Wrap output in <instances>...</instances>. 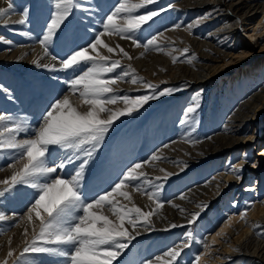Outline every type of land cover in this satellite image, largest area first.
<instances>
[{
    "label": "rangeland",
    "instance_id": "374dc122",
    "mask_svg": "<svg viewBox=\"0 0 264 264\" xmlns=\"http://www.w3.org/2000/svg\"><path fill=\"white\" fill-rule=\"evenodd\" d=\"M4 1H6V7L8 0ZM182 1L184 0H154V3L137 10V15H143L145 12L148 13L151 11L159 13V15L153 17L150 21L145 23L141 29L133 34V39L137 40L140 47L144 48L143 45L153 36L161 38L166 32L182 30L187 23H193L201 14L202 16L207 14L210 7L214 5L213 3H208L203 6H189L182 5ZM11 2L13 3L12 11L17 10L23 12L24 9H27L28 16L23 26L27 25L33 28L37 37L31 38L30 36H26L21 30L19 33L14 34L7 26L10 25V23L3 18L0 20V35L4 37L10 36L12 38L14 36L18 44L16 45L14 41L9 43L8 41L0 39V52L16 49L18 46L38 44L46 34L47 25L50 23L54 12V0H11ZM77 2L80 7L72 10L71 14L61 25L48 46L49 52H52L51 55L56 56L57 59L60 60H63L72 51L87 46V44L95 39L98 33L103 32L102 24L104 19L115 10L119 3H121V0H77ZM177 25H179V28L176 27ZM19 28L24 30V27ZM208 28L211 29V26ZM208 28L207 30L201 31L199 27H197L193 30L192 35L205 38L209 32ZM243 39L248 42L246 38ZM241 40L242 39L239 40V43L242 42ZM159 45L164 50L168 48V43L166 41H159ZM260 49L261 47L259 46L257 51ZM146 51L148 54L155 53L157 55H162L164 53L153 47H149ZM188 52L189 53H186L182 59L189 57L193 49L190 48ZM258 65L259 63H257V61H252L249 69L248 66H242L239 70L235 68L229 73L226 79H224L223 76H218L215 78L214 84L211 87H206L199 93V96H197L199 106L194 115L195 123H193V138L191 140L196 141V143H191V145L206 142L209 137L212 138V136L224 130L229 117L239 106L237 102L246 100L251 95L250 92L252 90L254 92L255 87L260 84V80L258 79L259 75H257L253 78V82L251 81V83L245 85L246 91L243 89L240 93L239 90L241 88L239 84L241 81L235 79L242 74L256 72V67ZM84 67L87 66H82L75 70H63L62 72L63 75H66L68 81H70L75 75L79 74ZM48 68L49 67H43L35 63L27 64L15 61H8L3 62L2 65L0 64V84L4 88V91L0 88V92L9 93L11 98L13 97V100L18 98L19 105L24 102V105L29 109V111H24V113L17 110H10L9 113L12 115L10 116L12 117V122H22L26 128L34 127V129H36L39 127L42 121L39 117H35L31 114V112L35 108L44 106L43 102L37 107V105L41 103L38 99H50V94L54 92L52 90H57L56 88L59 86V84L55 83L54 85H50L49 88L45 87L46 82L42 81V79H44L43 76L47 75L45 73ZM127 68L128 66L126 63L121 61V66L113 73H109L108 78L123 76ZM128 80L129 77L126 76L120 81L128 83ZM231 80L238 81L239 90H236L238 86L236 88L231 86ZM180 85L181 83L173 84V88L178 89ZM163 89L164 85H158L155 90L150 89L151 93L149 96H158V93ZM47 90H51V93H47ZM234 91H238V93ZM131 92L132 96L134 94L139 96L143 93L142 91L134 92L133 90ZM124 93L125 91H123V88L117 89V95L123 96L122 94ZM196 94L197 92L195 91L192 95L194 96ZM8 104L12 105L10 103ZM186 104L187 103L184 102L183 99L174 95L164 99H151V101L142 108L132 112L130 115H124L115 120L91 158L85 157L83 152L77 153L76 156H73V161L71 163H68L64 169L58 170L57 173L52 175L70 177L75 174L80 164L87 158L88 164L84 170L81 187V192L85 201L88 202L89 198L92 200L105 192L111 191L112 187L123 177L120 174L125 173L127 170L128 165L123 164L126 162L125 160H127L126 157H131V154H133L128 162L131 167L139 160L141 162L150 160L159 149L165 147V145L169 147L172 143L178 141L179 135L182 132L181 119L185 113ZM21 107L22 106L19 108ZM254 122L261 132V135L259 140L260 144L251 145L246 152L253 161L258 158H263L261 154L263 153L262 147L264 146V116L261 119H256ZM28 134L31 136L32 132L29 131ZM50 153L51 157L58 156L62 153L65 160L67 156L72 155V150H62L53 146L50 149ZM244 153V149H241L238 155L236 153L230 154L225 152L224 155H218L212 159L196 162L183 173L169 176L166 180L163 177H161V179H155L156 183L155 185L152 184L153 186H142L144 190L142 193L145 194L150 192V189L155 188V191L159 192V201L163 204V207H170L176 199H179L189 190L208 183L217 172L223 171L226 168L228 162L234 165L238 161V158H241ZM19 154V150L16 149H0V180L8 178L3 174L4 172H2V170L16 163ZM56 160L57 157L53 159L50 165H54ZM252 171H254V169L247 165L246 169L243 171L240 182L235 181L228 190L224 191V194H221L216 200L209 203L208 208L195 223L169 230L157 227L149 232L137 235L128 243V247L121 252L120 256L113 261V264H145L148 260L154 262L157 256L164 254L169 248L179 245L182 241H186V234L189 231L193 233L192 239L188 241L190 247L183 249L176 264H193L198 254L204 250V245L207 244L206 241L211 235L218 231L220 226H222L221 222L226 214L231 210L236 211L240 209V205L238 207L234 205V203L237 201L240 204L245 202L247 197L245 188L247 184L255 183L253 178L249 179V173H253ZM260 172H262V178H264V161L259 173ZM106 178L107 180H105ZM44 179H50V177L42 178L41 182H43ZM142 182L143 179L133 183L140 184ZM157 185H162V187L157 189ZM0 191H4L3 185H0ZM263 191L264 179L262 192ZM36 195V189L32 188L30 185L20 184L13 187L10 191H5L4 195L0 196V215H2L3 210L5 213L11 212L15 215H19L17 222L16 219L9 220L6 229L3 228L2 231L0 230V233H4L7 230L10 231L17 223L21 222L34 203ZM261 195H264V193H261ZM164 208L159 211L164 212V217L162 218L167 222L171 219L170 212L165 211ZM7 221L8 219L6 222ZM139 225H143L142 222H139L138 226ZM32 227L33 225L27 222L23 226V229L25 230V228H27L31 231ZM31 239L32 237L30 241ZM46 246L60 247L65 251L71 250V246L69 245ZM1 247L2 244H0V248ZM20 251L22 252L23 249ZM21 252L12 258L7 257L5 259H9V264H68V258L58 254L29 252L21 257ZM226 264L241 263L233 260ZM244 264L247 263L244 262Z\"/></svg>",
    "mask_w": 264,
    "mask_h": 264
},
{
    "label": "bare ground",
    "instance_id": "6f19581e",
    "mask_svg": "<svg viewBox=\"0 0 264 264\" xmlns=\"http://www.w3.org/2000/svg\"><path fill=\"white\" fill-rule=\"evenodd\" d=\"M208 3H213L214 5L210 7L207 14L204 16L201 14L193 23H187L182 30L166 32L158 39V43L159 41H166L168 43V48L163 51L164 53L162 55L155 53L148 54L144 48L137 47L133 44L131 39H121L117 35H105L102 39L112 46L119 45L124 48L132 59L129 60L122 54H108L104 49H102V52L103 54L112 55V58L119 59L125 62L127 66L131 65L135 69V73H132L129 68L127 70L125 69L129 72V82L125 83L119 80L116 85L117 89L123 88V91H125L122 94L123 96H138L134 93L132 96V90L134 92L142 91L143 93L139 96L149 95L151 93L150 89L146 88L144 84V81H147L156 87L158 85H164V89L171 88L174 90L170 95L160 96L156 99H164L174 95L179 96V98L187 103L185 105V113L181 119L182 132L179 135L178 141L172 143L169 147H163L158 150L157 153L161 155V160L154 161L152 164H144L143 171L148 173V177H151L149 179L152 180V184L155 185L156 177H164L165 172L173 173V175L180 174L196 162L212 159L218 155H224L225 152L230 154L236 153L238 155L240 150L244 149L245 153L241 158H238V161L234 165L239 164L242 166V171L240 172L241 178L246 166L249 165L252 167L254 171H252L253 173H249V179L253 178L255 183L247 184L245 188V191H247L245 202L242 204L238 201L234 203L238 207L240 205V209L229 211L222 220V226H220L217 232L223 229V235L218 237L216 236L217 232L211 235L206 241L209 247L207 249L204 247V250L198 256H201L200 264H226L233 260L239 261L241 264H244V262L247 264H264V195H261V193H264V191L262 192L264 178H262V172L259 173L264 161V146L262 147L263 153L261 156L263 158L261 159L258 158L253 161L250 159V155L246 153L251 145L259 143L261 132L254 121L264 116V0H184L181 2L182 5L189 6H203ZM5 4L6 1L0 0V7H5ZM16 11L10 12L6 17H0V20L4 18L5 21L10 23L7 26L14 34L19 33L21 30L24 35L36 38L37 35L33 28L18 23L20 19H24V16L23 12ZM145 14L147 13L145 12L143 15ZM189 25L192 27L189 28ZM209 26H211V29L208 28ZM19 27H24V30ZM197 27L201 31L207 30V28L209 29L205 38L192 35L193 30ZM0 38L10 43L14 41L16 45L18 44L14 36L12 38L10 36L4 37L0 35ZM243 38H246L248 42ZM240 39H242L241 43H239ZM259 46L261 49L257 51ZM184 48H192L193 52L189 57L182 59L186 55V53L182 52ZM168 53L171 54L169 55ZM50 54H52L51 51ZM51 56H45L43 54V47L40 42L33 45L18 46L16 49L0 52L1 65L3 62L8 61L27 64H34V61H38L35 64L49 65L45 73L47 75L43 76L44 79L42 81L46 82V88H49L50 85H54L55 83L59 84V86L56 88L57 90L51 89L54 91L52 93L51 90H47V93H51L49 96L50 99H38L41 103H37V107L43 102L44 106L32 110L31 114L39 117L41 121L54 99L69 94L68 78L66 75H63L61 60H52ZM173 56L177 57L176 63H173ZM189 59L192 60L191 63H188ZM252 61L259 63L256 67V72L241 73L242 75L235 79L241 81L239 84L240 90L238 89V81L231 80V86L234 88L238 86L236 90H239L240 93L243 89L246 91L245 85L251 83V81L253 82V78L257 75H259L258 79L260 80L259 86L257 85L255 87L254 92L253 90L250 92L251 95L246 100L237 102L239 106L229 117L225 125L227 128L225 127L222 132L212 136L206 142L191 145L189 141L193 138V123H195L194 115L196 111L189 114L187 113V108L198 103L197 96H199V93L206 87H211L214 84L215 78L223 76L226 79L233 69L236 68L239 70L242 66H248L249 69ZM136 76L142 77L143 81H138L136 84L131 83V80ZM178 83H181V85L178 89H174L173 84ZM0 88L4 91L1 84ZM195 91L197 94L193 96L192 94ZM234 92L238 93V91ZM17 99L13 100V97L11 98L9 93H1L0 113L12 116L9 113L10 110H17L23 113L24 111H29L28 107L24 105V102L19 105V100ZM71 99L75 103H79L78 94L72 96ZM150 101L151 99L148 103ZM20 106L22 107L19 108ZM108 107L120 109L125 107V105L123 103H117L116 105H109ZM13 123L18 122L9 121L10 126ZM27 129L32 133L35 130L34 127H28ZM29 131L19 133L17 139L30 137L28 134ZM132 156L133 154H131V157H126L127 160L123 163L128 165L127 169L130 167L128 162ZM55 157H57L56 163L64 160V155L60 153L58 156H52L49 163L53 162ZM137 163L143 162L139 160ZM231 164V162H228L226 168L223 171L217 172L208 183L196 186L186 192L183 195L185 199H176L173 205H179V208L173 207V205L170 207L166 206V208L162 207L161 209L164 208L165 211L170 212V221L166 222L162 218L164 217V212L159 211L160 209L150 217L149 224L145 225L143 221H140L143 225H139L135 229V232L139 233L137 235L149 232L157 227L168 230L175 229L170 227L173 223L181 225L180 227L190 225L188 220L192 213L200 212L201 216L208 208L209 203L216 200L221 194H224V191L228 190L235 181L240 182L241 179H237L236 175L230 171V167L233 166ZM17 167H19L18 164ZM161 169H164L165 172L160 171ZM2 172L7 177H10L13 169L8 166ZM123 174L121 173L120 175L123 176ZM140 184L142 186H149L144 180ZM126 190L131 192L134 203L144 211L155 209V203L150 201L146 194L142 193L144 190L137 192L134 187ZM150 190V192H155L156 189L153 188ZM119 199H121L123 204L131 207L129 201L123 200L122 197ZM89 200L91 199L89 198ZM201 203L207 205L203 210L197 207ZM181 208L184 209L183 212H181ZM2 212L4 219H0L1 231L3 228L6 229L9 220L16 219L17 222L19 218V215H15L14 213H5L4 210ZM105 212L107 213V209H105ZM240 213H246V223L240 219ZM25 217L10 231L7 230L4 233H0V244H2L0 248V261L7 258V253L10 250L14 251V256L18 255L21 252L20 250L26 246L25 240L30 241L32 232L29 230L27 236L24 234L25 230L23 226L27 223ZM229 217L232 218L230 226L226 224ZM5 219H8V221L6 222ZM126 227L129 228L130 232L133 231L131 226L126 225ZM213 240H215L214 245L212 243ZM195 261L193 264H195Z\"/></svg>",
    "mask_w": 264,
    "mask_h": 264
},
{
    "label": "snow or ice",
    "instance_id": "6c2138e0",
    "mask_svg": "<svg viewBox=\"0 0 264 264\" xmlns=\"http://www.w3.org/2000/svg\"><path fill=\"white\" fill-rule=\"evenodd\" d=\"M152 3L154 0H121L115 10L104 19L103 32L98 33L87 46L72 51L65 59L61 60L63 70L87 67H84L79 74L67 82L69 94L56 98L50 103L42 117V123L33 131L30 138L17 139L19 133L27 132L28 129L22 122L13 123L10 126L9 121H12V117L0 113V149H16L20 153L16 163L10 165L13 169L11 176L0 180V185L4 186V191H0V196L20 184L30 185L37 190L34 203L25 217L26 221L33 225L32 239L30 242L25 240L26 246L20 254L21 257L29 252L53 253L67 257L68 264H113V261L128 247V243L135 238V235L139 234L135 232L139 222L143 221L145 225L149 224L150 217L163 207L158 198V191L145 193L147 198L155 203V209L144 211L134 203L131 192L126 190L134 187L137 192H142V185L133 183L142 178L147 184H152V180L149 179L148 173L143 171V168L144 164H152L154 161L161 160L159 153L154 154L148 161L135 163L129 167L111 191L88 202L85 201L81 192L84 170L88 164L87 158H91L94 151L100 146L113 122L121 116L130 115L143 107L150 99L170 95L174 91L171 88H166L161 90L158 96H120L116 94V85L119 80L128 76L129 72H124L123 76L108 78L109 73H113L121 66L119 59H113L112 55L108 54H122L129 60L132 57L124 48L119 45L112 46L106 43L102 37L117 35L121 39H131L133 44L140 47L137 40L133 39V34L159 13L151 11L145 15H137L136 12ZM77 7H80L77 0H54L52 18L47 25L46 34L40 41L45 56L51 55L48 47L50 42L72 10ZM12 10L13 3L8 0L7 7H0V17H6ZM23 16L24 19H20L18 23H25L28 16L27 9L23 10ZM176 27L179 28V25ZM158 39L157 36H153L147 40V43L143 45L145 50L153 47L163 52L164 49L160 47ZM102 49L106 50L108 54H103ZM188 51V48L182 50L183 53H188ZM51 59L56 60L57 57L52 55ZM172 59L173 63L177 62V57L173 56ZM191 62L192 60L189 59L188 63ZM34 63H38V61H34ZM42 66L49 67V65ZM128 68L132 73H135V69L131 65H128ZM138 81H143V78L136 76L131 80V83L136 84ZM144 84L148 89L155 90L156 88L151 82L144 81ZM77 94L79 103H75L71 99ZM117 103H123L125 107L120 109L108 107ZM197 107L198 103L188 107L187 113H194ZM225 127L227 128V126ZM209 139L211 138L209 137ZM189 142L196 143V141ZM53 146L62 150H72V155L67 156L59 163L50 165V149ZM80 152H83L87 158L83 160L74 175L70 177L52 175L58 170L64 169L68 163L73 161V156ZM160 171L165 172L164 169ZM230 171L236 175L237 179H241V165L231 166ZM171 175L173 173L165 172L163 178L166 180ZM46 177H50V179H44L41 182V179ZM156 179L161 178L156 177ZM161 187L162 185H157V189ZM121 197L123 200L129 201L131 207L123 204L119 199ZM180 199H185V196L182 195ZM173 207L179 208V205H173ZM197 207L203 210L207 205L201 203ZM105 209H107V213ZM180 210L184 211L182 208ZM199 216L200 212L192 213L188 223H195ZM0 219H4L3 215H0ZM240 219L246 223V213H240ZM231 223L232 218L229 217L226 224L230 226ZM126 225L131 226L133 231L130 232ZM180 226L174 223L170 225L171 228ZM28 233L29 230L25 228V236ZM186 235V241L169 248L162 256H157L155 264H176L183 249L190 247L188 241L192 239L193 233L189 231ZM222 235L223 229L216 233L218 237ZM212 243L214 245L215 240ZM46 245H69L71 250L65 251L60 247ZM204 247L207 249L209 245L205 244ZM13 256L14 251L10 250L7 257L12 258ZM200 260L201 256H197L195 264H200ZM0 264H9V259L0 261ZM145 264H154V262L148 260Z\"/></svg>",
    "mask_w": 264,
    "mask_h": 264
}]
</instances>
